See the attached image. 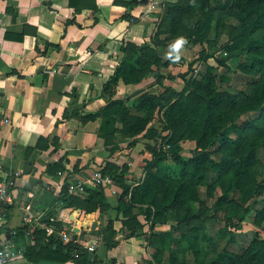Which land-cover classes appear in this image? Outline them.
<instances>
[{
  "label": "crops",
  "instance_id": "0c3cea01",
  "mask_svg": "<svg viewBox=\"0 0 264 264\" xmlns=\"http://www.w3.org/2000/svg\"><path fill=\"white\" fill-rule=\"evenodd\" d=\"M175 1L0 0V165L12 198L0 221V245L16 253L3 264H147L144 230L130 234L128 217L118 210L129 194L120 201L123 188L109 176L105 185L89 183L74 193L68 185L87 180L107 162L118 172L127 169L129 189L143 179L150 138L106 142L101 117L90 115L106 104L103 88L126 52L151 43L165 5ZM152 82L148 77L140 84ZM138 88L118 81L115 97L125 99ZM97 187L104 192L102 207H79L88 189ZM27 213L38 214L32 230L23 220ZM132 222L142 224V215ZM70 226L85 233L75 238ZM46 227L69 237L52 236ZM71 242L76 248L65 252V261L46 259Z\"/></svg>",
  "mask_w": 264,
  "mask_h": 264
},
{
  "label": "trees",
  "instance_id": "16d2710c",
  "mask_svg": "<svg viewBox=\"0 0 264 264\" xmlns=\"http://www.w3.org/2000/svg\"><path fill=\"white\" fill-rule=\"evenodd\" d=\"M226 2H230L229 14L239 22L238 31L230 39L227 48L229 50L238 49L250 56L253 71L259 74L258 82L240 91L237 96L224 95L214 89L213 83L216 79L228 83L230 77L224 73L217 74L214 66L207 65L199 79L187 80L183 78L184 85L180 88H173L170 85H165L164 80L173 81L176 76L169 71L165 72L168 64L161 56L157 55L154 56L157 68L153 75L154 81L148 87L158 85V93L156 95L147 94L145 88L140 84L139 57L144 56L148 51L156 53L158 35L164 33L166 28L167 32L172 34L180 24L184 25L185 15L188 16L198 9L206 16L209 14L204 12L203 6L206 3L224 4ZM198 25L199 21H197L196 27L200 28L203 24ZM258 31H262V33L254 36ZM208 58L209 56H200L194 61L197 62L201 59L206 63ZM215 61L220 66L228 67L221 60ZM118 81H122L125 85H140L141 93L145 92L144 94L139 93L140 96L134 98L137 100L135 110L160 109L163 111L167 128L179 123L184 126V132L192 139L198 142L205 141L207 146L230 149L219 161L212 160L205 150L193 152L192 156L186 159L176 154L174 157L175 166L167 168L165 174L159 170L152 172L150 170L151 163L145 161L143 166L145 175L131 189L123 182L127 169L123 167L118 172L116 165L107 162L100 171L101 175L109 176L123 188L120 201H123L124 197L129 194L128 202H122V206L118 207V210H122L128 217L124 222L130 229V234L134 233L137 227H142L140 223L132 222L133 218L136 219L137 215H141V212L132 213V207L138 208L144 205L143 203L148 202L150 195L161 198L165 206L182 201L185 196L184 192L194 185L205 182L210 171H214L218 176L232 173V176L235 177V191L239 189L240 191H238L242 193L240 203L256 196L264 188V183L257 180L253 171L257 154L256 147L259 143H262L264 147V0H176L169 2L165 5L164 17L151 43L140 47L136 46L126 52L123 60L118 64L103 88L107 95L106 104L96 114L90 115V118L101 117L100 135L105 138L106 142L111 141L110 139L117 132L115 126L117 122H121L123 125L122 134L124 136L135 138L142 135L146 138L164 139V136L152 124L148 123L147 117L141 114L130 115V109L125 107L130 99L115 97ZM186 92H194L197 98L186 97ZM230 102L233 106L230 110H226ZM246 112H256V115L250 117L243 124L234 121V118ZM156 158L158 160L167 159L168 155L157 152ZM169 171L173 172V175H170ZM88 191L90 193L83 200L84 204L79 207L86 211L102 207V204L105 203V196L101 187H97L95 190L88 189ZM63 197V195L60 196L59 205L64 204ZM220 202H224L223 199H220ZM106 229L110 231L111 235L114 234L111 225H108ZM52 236L57 237L55 234ZM114 244L115 242L111 241L106 243V246L111 247ZM75 248V243L71 242L67 246L68 250H60L61 253L58 251L49 252L45 257L46 259L65 261L69 258V254L65 252L74 251ZM207 264H264V238L254 240L241 255L224 252Z\"/></svg>",
  "mask_w": 264,
  "mask_h": 264
},
{
  "label": "rangeland",
  "instance_id": "374dc122",
  "mask_svg": "<svg viewBox=\"0 0 264 264\" xmlns=\"http://www.w3.org/2000/svg\"><path fill=\"white\" fill-rule=\"evenodd\" d=\"M229 7L230 2L206 3L203 8L204 12L209 13L208 15L205 16L202 11L196 9L188 16L185 15L184 25L180 24L172 34L163 27L165 32L157 37L156 53L148 51L138 59L141 82H145L148 77H153L154 81L153 75L157 70L154 56L158 55L168 64L165 72L169 71L176 76L173 81L164 80L165 85L173 88L183 86V78L199 79L207 65L214 66L217 74L224 73L230 77L228 83L217 79L213 83L214 89L224 95L237 96L240 91L257 83L259 74L253 71L250 56L238 49L227 48L239 25L238 20L229 14ZM197 21H199L198 26L203 24L200 28L196 27ZM261 33L262 31H258L254 36ZM181 37L185 38L187 43L180 50L179 61H176L175 53H171V45ZM200 56H209V58L206 63L201 59L195 62L194 60ZM215 60L223 61L228 67L218 65ZM192 62L194 63L190 65ZM148 85L143 83L145 92L156 95L159 86L149 88ZM136 96L125 105L130 109V115L141 114L147 117L148 123L164 136L162 140L152 137L144 142V149L150 154L145 161L151 163L152 172L159 170L165 174L167 168L175 166L176 154L186 159L191 157L193 152L205 150L212 160L219 161L230 150L226 147L207 146L205 141L198 142L192 139L184 132V126L179 123L167 128L163 111L160 109L135 110ZM185 96L197 98L194 92H186ZM228 105L226 110H230L233 106L231 102ZM255 115L256 112H246L234 118V121L243 124ZM117 124L115 137L117 141L113 139L112 143L132 140V136L122 134L121 122ZM171 140L174 142L171 143ZM256 149L253 171L257 180L264 183L262 143H259ZM157 152L167 154L168 158L158 160ZM169 174L173 175V172L169 171ZM235 190V177L231 172L218 176L214 171H210L205 182L194 185L184 192L182 201L165 206L161 198L150 195L147 203L139 206L138 210L135 209V212H141L142 215L143 223L140 226H145V229L142 227L139 229L144 230L142 234L148 258L146 263L207 264L224 252L241 255L254 240L264 238V188L244 203H240L242 197L240 190ZM220 199L224 202H220Z\"/></svg>",
  "mask_w": 264,
  "mask_h": 264
},
{
  "label": "built area",
  "instance_id": "2783aa9c",
  "mask_svg": "<svg viewBox=\"0 0 264 264\" xmlns=\"http://www.w3.org/2000/svg\"><path fill=\"white\" fill-rule=\"evenodd\" d=\"M4 122L8 123V120L5 119ZM58 173L60 174L61 172H58ZM110 181L111 180L108 176H102L100 172L94 171L92 175L90 176V178H88L87 180L79 181L74 184L68 185V192L74 193V192L80 191L85 187V185L89 183H92L95 185H105L109 183ZM8 184H9V181L6 179L3 173L2 167L0 165V221L3 220L5 217L7 206L12 203V198L8 193ZM37 215L38 214L27 213L26 215L23 216V220L28 225H30L29 230H32L33 225L37 223L38 221ZM45 230L50 235L55 234L53 229L50 227H46ZM57 237L66 240L69 237V233L68 231H60L57 233ZM93 243L94 241L86 245V249L88 251L93 250V247H92ZM15 254L16 253L13 250H10L6 246L0 245V264H3L5 259L15 256Z\"/></svg>",
  "mask_w": 264,
  "mask_h": 264
},
{
  "label": "clouds",
  "instance_id": "9594fccd",
  "mask_svg": "<svg viewBox=\"0 0 264 264\" xmlns=\"http://www.w3.org/2000/svg\"><path fill=\"white\" fill-rule=\"evenodd\" d=\"M187 43L186 39L181 37L177 39L172 45H171V53H175V60L179 61L180 59V50L183 48V46ZM170 53V55H171Z\"/></svg>",
  "mask_w": 264,
  "mask_h": 264
},
{
  "label": "water",
  "instance_id": "95a60500",
  "mask_svg": "<svg viewBox=\"0 0 264 264\" xmlns=\"http://www.w3.org/2000/svg\"><path fill=\"white\" fill-rule=\"evenodd\" d=\"M139 93H141V88H138L136 90H134L133 92H131L130 94H128L125 99L128 100V99H131L133 98L134 96L138 95ZM93 227V226H91ZM69 230L73 233H75V238L78 237V238H81L83 236V234L85 233V230H79V228L75 227V226H70Z\"/></svg>",
  "mask_w": 264,
  "mask_h": 264
}]
</instances>
